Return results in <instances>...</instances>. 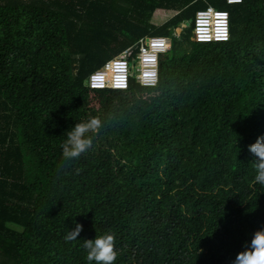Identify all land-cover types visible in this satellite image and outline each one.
Instances as JSON below:
<instances>
[{
	"label": "trees",
	"instance_id": "16d2710c",
	"mask_svg": "<svg viewBox=\"0 0 264 264\" xmlns=\"http://www.w3.org/2000/svg\"><path fill=\"white\" fill-rule=\"evenodd\" d=\"M207 7L228 12L226 42L191 40ZM144 37L171 43L155 87H85ZM91 117L92 146L65 160ZM258 136L264 0H0V264H87L81 240L105 233L113 264H233L264 230Z\"/></svg>",
	"mask_w": 264,
	"mask_h": 264
},
{
	"label": "built area",
	"instance_id": "2783aa9c",
	"mask_svg": "<svg viewBox=\"0 0 264 264\" xmlns=\"http://www.w3.org/2000/svg\"><path fill=\"white\" fill-rule=\"evenodd\" d=\"M10 1V0H7ZM34 1V0H22ZM227 5H240L242 0H225ZM185 26L182 25L181 28ZM177 30V33L181 31ZM229 14L227 11L207 7L195 13L191 40L195 43H218L229 39ZM171 47L169 39L144 37L137 43L93 71L84 81L90 90L128 89L130 80L141 87H155L158 80L159 58Z\"/></svg>",
	"mask_w": 264,
	"mask_h": 264
},
{
	"label": "clouds",
	"instance_id": "9594fccd",
	"mask_svg": "<svg viewBox=\"0 0 264 264\" xmlns=\"http://www.w3.org/2000/svg\"><path fill=\"white\" fill-rule=\"evenodd\" d=\"M101 127L102 121L99 117H91L85 122L74 124L71 130L66 132V139L61 144V156L65 160L78 158L92 146L93 137L91 134L97 133ZM247 151L253 157L256 173L254 179L264 186V136H258L254 143L247 146ZM81 230L82 226L74 223L72 228H68L64 239L66 241L76 240ZM81 241L86 252L87 264H113L115 261L116 251L112 234L105 233ZM233 264H264V230L253 234L245 250L236 254Z\"/></svg>",
	"mask_w": 264,
	"mask_h": 264
},
{
	"label": "rangeland",
	"instance_id": "374dc122",
	"mask_svg": "<svg viewBox=\"0 0 264 264\" xmlns=\"http://www.w3.org/2000/svg\"><path fill=\"white\" fill-rule=\"evenodd\" d=\"M9 227H11V228H13V229H15V230H20L19 228H17V227H14L13 225H9Z\"/></svg>",
	"mask_w": 264,
	"mask_h": 264
}]
</instances>
